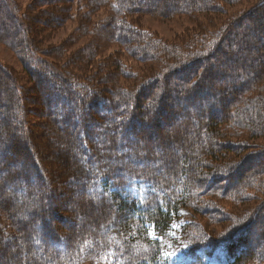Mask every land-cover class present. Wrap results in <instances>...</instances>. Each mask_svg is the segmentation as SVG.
<instances>
[{"label": "trees", "instance_id": "16d2710c", "mask_svg": "<svg viewBox=\"0 0 264 264\" xmlns=\"http://www.w3.org/2000/svg\"><path fill=\"white\" fill-rule=\"evenodd\" d=\"M146 17L186 20L183 44ZM0 43L24 72L0 65V264H169L182 208L216 223L203 207L264 183V0H0ZM252 209L223 239L184 226L170 264L264 262Z\"/></svg>", "mask_w": 264, "mask_h": 264}, {"label": "rangeland", "instance_id": "374dc122", "mask_svg": "<svg viewBox=\"0 0 264 264\" xmlns=\"http://www.w3.org/2000/svg\"><path fill=\"white\" fill-rule=\"evenodd\" d=\"M13 1V0H12ZM17 5H19L20 9L25 12L26 7L33 2V0H14ZM252 2L254 1H244L237 6L231 7L229 10L228 7H224L229 13L237 12L239 10H244L245 8L249 7ZM230 13V14H231ZM217 16L211 17L214 21L216 20ZM199 21H202L199 19ZM142 25L144 28L148 29L151 33L155 34L158 38L162 39L164 42H175L176 38L180 37L179 34L183 32V29L186 27H190V24L184 20L176 17L175 19L171 20H158L153 17H146L142 21ZM75 22H68L65 27L59 29L55 33H51L49 35V39L47 41H43L44 44H48V47L57 45L63 39L69 37L75 31ZM214 29L220 27V22L216 23L213 26ZM191 29V28H190ZM212 26L210 27V30ZM209 32L208 29H205L204 33ZM197 33V32H195ZM204 36V34L202 35ZM183 40V41H182ZM170 41V42H169ZM182 41V43H180ZM185 40L180 37L179 41H176L174 45H181ZM83 40L77 46L84 43ZM110 48L111 49H114ZM41 58H44L41 55ZM0 65L7 67L8 69L12 70L17 75L22 76L23 66L17 56L14 54L13 51L6 48L3 44L0 43ZM35 93V90L32 91ZM173 130H176V126H172ZM176 132V131H175ZM259 141L262 143L261 146L257 147L264 149V140H252V142ZM258 149L251 148L247 149L248 153L257 152ZM61 157V156H60ZM263 159L258 157V160H252L248 165L251 167H255L262 164ZM260 164V165H261ZM247 165V167H249ZM259 165V166H260ZM246 167V166H245ZM247 170V168H245ZM245 170V171H246ZM243 171V170H242ZM244 174V173H243ZM239 177H236L232 181L230 180V186L234 185L235 181L241 179V174H238ZM264 178V177H262ZM258 180L262 181V179L258 178ZM232 195L222 199H214L211 205L214 206H205L202 210H210L213 208L217 213L213 214V217L216 220L215 222L208 221L204 215L200 216L197 213H192L188 209L182 208L177 215V218L174 220L170 230H169V239L165 242L164 250H163V259L166 263H177L181 261L188 249L189 240L186 239V232L188 229H192L195 233H198L205 237H214L216 239H223L228 235L242 229L245 227L244 220L246 214H250L253 209L258 204H262L264 201V183H257V182H245L243 186L236 187ZM232 191V192H233ZM233 195L239 196V199H236ZM201 213V211H199ZM207 222V223H205ZM186 225H193L191 228L187 230L184 229ZM203 238V237H202ZM7 246V245H6ZM3 252V251H2ZM5 254V253H4ZM211 264H218V263H211ZM253 264H264V262H255Z\"/></svg>", "mask_w": 264, "mask_h": 264}]
</instances>
